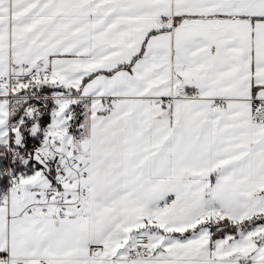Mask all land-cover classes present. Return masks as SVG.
<instances>
[{
  "label": "snow or ice",
  "instance_id": "obj_1",
  "mask_svg": "<svg viewBox=\"0 0 264 264\" xmlns=\"http://www.w3.org/2000/svg\"><path fill=\"white\" fill-rule=\"evenodd\" d=\"M0 264H264V0H0Z\"/></svg>",
  "mask_w": 264,
  "mask_h": 264
}]
</instances>
